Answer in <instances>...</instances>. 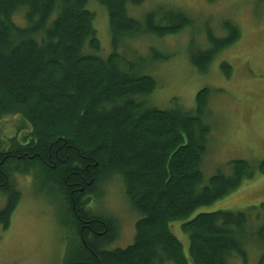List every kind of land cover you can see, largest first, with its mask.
<instances>
[{"label": "trees", "instance_id": "obj_1", "mask_svg": "<svg viewBox=\"0 0 264 264\" xmlns=\"http://www.w3.org/2000/svg\"><path fill=\"white\" fill-rule=\"evenodd\" d=\"M89 1L0 0L2 229L21 199L17 176L32 174L38 190L48 189L58 201L70 230L65 264H264V214L254 206L197 213L184 221L186 258L170 222L230 194L255 170L264 173V160H232L229 174L218 171L204 183L210 89L196 93L194 112L147 106L155 80L138 69L142 62L118 52L129 38L175 34L192 18L161 5L137 19L129 6L143 0H94L106 10L113 48L102 57ZM19 13L23 26L13 20ZM222 26L226 36L209 31L207 48H191L189 62L198 72H206L216 54L239 37L233 22ZM150 51L151 62L167 58L154 47ZM220 66L229 76L230 65ZM7 116L15 118L9 135L2 127ZM113 177L139 214L133 241L123 248L109 247L116 222L88 203ZM253 248L260 250L251 258Z\"/></svg>", "mask_w": 264, "mask_h": 264}, {"label": "rangeland", "instance_id": "obj_2", "mask_svg": "<svg viewBox=\"0 0 264 264\" xmlns=\"http://www.w3.org/2000/svg\"><path fill=\"white\" fill-rule=\"evenodd\" d=\"M161 5L182 10L192 18V23L175 34L129 38L118 47V52L129 60L142 62L138 69L156 82L155 89L146 97V105L161 109L180 106L194 112L196 93L203 87L210 89L206 119L211 133L201 164L204 183L218 171L229 174L228 164L232 160L242 159L252 165L263 161L264 0H143L138 6H129V14L140 19L145 11ZM87 7L95 14L93 26L101 44L99 55L105 57L113 49L106 10L94 0ZM13 20L24 25L21 13L15 14ZM225 21L238 27L239 37L216 54L206 72H198L189 62L191 48H207L209 31L217 37L226 36L222 26ZM150 47L167 58L151 62ZM223 61L231 67L229 76L222 71ZM14 119L7 116L2 121L7 134L13 133ZM31 175L17 176L21 199L8 228L2 229L0 225V264H65L70 257L71 235L62 209L48 189L38 190L39 180ZM88 203L93 211L108 214L112 223L116 222L110 248H123L133 241L139 214L125 198L119 178L104 182L100 195L90 196ZM260 203H264V173L255 170L230 194L197 207L184 220L171 221L170 228L189 259V237L181 228L184 221L197 213L246 212L251 206L264 214V209L258 207ZM259 250L250 249L251 258L257 257Z\"/></svg>", "mask_w": 264, "mask_h": 264}]
</instances>
